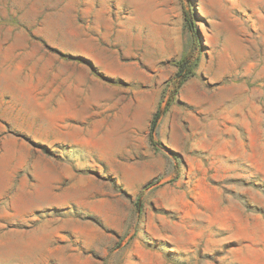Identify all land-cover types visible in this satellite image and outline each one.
<instances>
[{
  "label": "rangeland",
  "instance_id": "1",
  "mask_svg": "<svg viewBox=\"0 0 264 264\" xmlns=\"http://www.w3.org/2000/svg\"><path fill=\"white\" fill-rule=\"evenodd\" d=\"M0 264H264V0H0Z\"/></svg>",
  "mask_w": 264,
  "mask_h": 264
},
{
  "label": "trees",
  "instance_id": "2",
  "mask_svg": "<svg viewBox=\"0 0 264 264\" xmlns=\"http://www.w3.org/2000/svg\"><path fill=\"white\" fill-rule=\"evenodd\" d=\"M185 19H186V23H187V26L189 27V29L192 31V32H196L195 30V25L194 23L190 20V17L187 15V13L185 14ZM186 66H182L177 74V80L179 81V84L181 85L184 80L188 77L187 74H190V71H187L186 70ZM160 117V112L158 111L156 113V115L154 116L153 118V121H152V124H151V133H150V139L152 141V143L154 142V137H153V134H154V131L156 129V126H157V121Z\"/></svg>",
  "mask_w": 264,
  "mask_h": 264
}]
</instances>
